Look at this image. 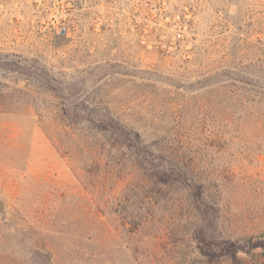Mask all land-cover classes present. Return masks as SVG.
I'll return each instance as SVG.
<instances>
[{"label": "rangeland", "instance_id": "obj_1", "mask_svg": "<svg viewBox=\"0 0 264 264\" xmlns=\"http://www.w3.org/2000/svg\"><path fill=\"white\" fill-rule=\"evenodd\" d=\"M44 17L0 0V264H208L185 194L153 199L109 122L183 160L215 237L264 264V0H74L65 33Z\"/></svg>", "mask_w": 264, "mask_h": 264}, {"label": "trees", "instance_id": "obj_2", "mask_svg": "<svg viewBox=\"0 0 264 264\" xmlns=\"http://www.w3.org/2000/svg\"><path fill=\"white\" fill-rule=\"evenodd\" d=\"M93 127L100 132L111 131L119 135L122 145L133 151L143 178L152 185L148 192L153 199L164 198L170 190L185 194L189 209L197 218L191 239L206 263L215 264L227 259L231 264H239L237 254L243 252L247 241L215 237L213 232L220 209L209 199L204 185L190 175L183 160L154 152L138 132L124 125L109 122L95 123Z\"/></svg>", "mask_w": 264, "mask_h": 264}, {"label": "built area", "instance_id": "obj_3", "mask_svg": "<svg viewBox=\"0 0 264 264\" xmlns=\"http://www.w3.org/2000/svg\"><path fill=\"white\" fill-rule=\"evenodd\" d=\"M45 13L42 24L65 33L72 11L74 0H36Z\"/></svg>", "mask_w": 264, "mask_h": 264}, {"label": "water", "instance_id": "obj_4", "mask_svg": "<svg viewBox=\"0 0 264 264\" xmlns=\"http://www.w3.org/2000/svg\"><path fill=\"white\" fill-rule=\"evenodd\" d=\"M264 246V243H257L254 245V248H260V247H263Z\"/></svg>", "mask_w": 264, "mask_h": 264}]
</instances>
